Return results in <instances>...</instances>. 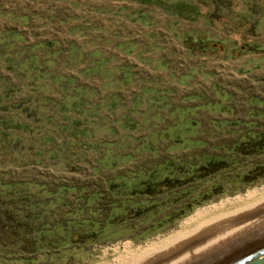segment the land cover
<instances>
[{"label": "rangeland", "instance_id": "rangeland-1", "mask_svg": "<svg viewBox=\"0 0 264 264\" xmlns=\"http://www.w3.org/2000/svg\"><path fill=\"white\" fill-rule=\"evenodd\" d=\"M177 1L197 4L198 14H174L172 5ZM241 14L250 17L245 22L238 21ZM0 29H13L15 37L19 34L23 38V44L9 46L11 51H16L17 46H29L30 55L37 56L31 58L32 62L48 74L75 76L84 87L82 111L88 117L86 127L91 129L81 138V146L63 147V160L47 151L59 145L64 134L55 131V124L46 122V116L39 123L33 121L31 126L50 134L51 141L42 146L45 153L39 163L31 161L30 152L25 156L13 153L9 161L0 156V175L8 173L12 180L91 185L104 178L92 170L93 163L103 154L118 155V166L105 175L115 178L119 171L133 168L145 159V155L135 159L121 157L128 150L144 144L159 145L155 133L171 121V113L181 117L191 114L201 122L197 128L186 129L203 132L200 137L205 143L196 150L208 152L212 144L229 142L234 129L225 124L216 131L211 118H244L248 101L263 105L264 0H0ZM51 52L53 61H49ZM97 61L100 69L84 77L81 69L89 63L94 66ZM0 69L7 75L5 64L0 63ZM119 69L126 70V81L119 79L124 75ZM12 81L19 82L16 77ZM37 82L46 95L56 100L63 98L53 89L55 86L45 85V78ZM64 106L69 110H57L48 104L50 109L54 107L56 121L72 127L77 111L70 99ZM32 141L28 134L22 143L30 145ZM190 143L182 141L175 150L186 151ZM107 149L111 153H106ZM254 160L263 162L264 155ZM262 187L264 177L241 190L194 206L175 222L154 225L155 230L145 231L153 226L150 221L133 226L136 234L124 232L121 236L88 239L75 235L64 253H25L23 257L37 262L21 264H111L117 256L126 255L123 245L144 247L180 230L181 224L197 210ZM29 190H34L32 185ZM60 210H53L57 218H62Z\"/></svg>", "mask_w": 264, "mask_h": 264}, {"label": "trees", "instance_id": "trees-1", "mask_svg": "<svg viewBox=\"0 0 264 264\" xmlns=\"http://www.w3.org/2000/svg\"><path fill=\"white\" fill-rule=\"evenodd\" d=\"M191 2H174V14L185 17L197 15L198 5ZM249 17L241 14L238 21L245 22ZM15 35L13 29H0V63L5 64L8 71L5 75L0 69V156L9 158L6 159L9 161L13 153L25 156L30 152L31 161L39 163L40 156L45 153L42 146L51 141V135L32 127L31 123H39L46 116V122L55 124V131L60 130L65 136L59 145L47 153L64 160L63 147L81 146L84 144L81 138H84L86 131H91L86 127L88 117L82 111L84 87L77 83L73 75L48 74L35 65L31 58L37 56L30 55L29 46H17L14 48L16 51H11L10 45L24 43L19 34L18 38ZM53 54L49 53V61L55 59L51 57ZM89 64L81 69L84 77L100 69L96 66L100 64L98 61L94 66ZM119 70L124 74L119 79L126 81V70ZM14 77L19 80L18 83L12 81ZM42 78H45L46 86L47 83L55 86L53 89L63 98L56 100L46 95L43 86L37 82ZM15 97L24 98L16 101ZM69 99L77 111V118L71 122L72 127L56 121L54 112V107L69 110L64 106ZM262 102L263 105L259 106L257 102L248 101L249 108L244 118H211L210 123L216 131H221L225 124H230L234 129L230 132L232 137L229 142L212 144L208 152L196 150L199 144L205 143L200 137L203 132L187 131L192 127L197 128L201 122L191 114L181 117L180 114L171 113V121L155 133L160 140L158 146L144 144L121 156L135 159L137 155H145L143 162L119 171L115 178H107L106 173L118 166V155L108 157L103 154L93 163L92 170L97 176L102 173L104 178L98 177L100 180L91 185L26 182L12 180L8 173L0 175V264L37 262L32 257H23L25 253L32 256L60 255L70 249L65 250V246L72 245L71 240L75 235L88 239L107 238L109 234L121 236L124 232L136 234L137 228L133 229L136 225L150 221L153 226L145 231L151 230L155 228L154 225L175 222L194 206L216 196L256 183L260 177H264V161L254 160L264 155ZM48 104L54 107L50 109ZM165 107L169 108L168 104ZM215 132H211V135H216ZM28 134L33 138L30 145L22 143ZM182 141L191 143L186 151L177 152L176 146ZM56 151L59 153L55 154ZM105 152L111 153V149ZM105 158L107 160L103 161ZM13 162L17 161L14 159ZM30 185L34 190H29ZM55 208L61 209L59 214L62 218H57V213L53 212ZM19 255L22 256L20 259Z\"/></svg>", "mask_w": 264, "mask_h": 264}, {"label": "bare ground", "instance_id": "bare-ground-1", "mask_svg": "<svg viewBox=\"0 0 264 264\" xmlns=\"http://www.w3.org/2000/svg\"><path fill=\"white\" fill-rule=\"evenodd\" d=\"M181 227L144 247L123 245L126 255L111 264H201L212 259L264 230V187L199 209Z\"/></svg>", "mask_w": 264, "mask_h": 264}, {"label": "water", "instance_id": "water-1", "mask_svg": "<svg viewBox=\"0 0 264 264\" xmlns=\"http://www.w3.org/2000/svg\"><path fill=\"white\" fill-rule=\"evenodd\" d=\"M201 264H264V230L244 238Z\"/></svg>", "mask_w": 264, "mask_h": 264}]
</instances>
